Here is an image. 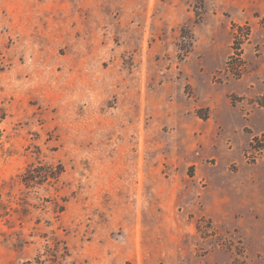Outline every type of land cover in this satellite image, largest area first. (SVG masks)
I'll use <instances>...</instances> for the list:
<instances>
[{
	"label": "rangeland",
	"instance_id": "obj_1",
	"mask_svg": "<svg viewBox=\"0 0 264 264\" xmlns=\"http://www.w3.org/2000/svg\"><path fill=\"white\" fill-rule=\"evenodd\" d=\"M264 0H0V264H264Z\"/></svg>",
	"mask_w": 264,
	"mask_h": 264
},
{
	"label": "trees",
	"instance_id": "obj_2",
	"mask_svg": "<svg viewBox=\"0 0 264 264\" xmlns=\"http://www.w3.org/2000/svg\"><path fill=\"white\" fill-rule=\"evenodd\" d=\"M250 147L251 148H262L264 147V132L261 133L260 135H255L253 136L251 142H250Z\"/></svg>",
	"mask_w": 264,
	"mask_h": 264
}]
</instances>
